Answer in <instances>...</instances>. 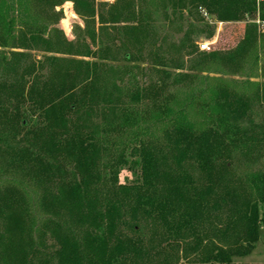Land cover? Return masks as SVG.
Segmentation results:
<instances>
[{"label": "trees", "instance_id": "obj_1", "mask_svg": "<svg viewBox=\"0 0 264 264\" xmlns=\"http://www.w3.org/2000/svg\"><path fill=\"white\" fill-rule=\"evenodd\" d=\"M104 1L0 0V264H235L264 227V171L234 167L264 159V0ZM65 3L72 43L45 36ZM203 11L244 38L200 53Z\"/></svg>", "mask_w": 264, "mask_h": 264}, {"label": "rangeland", "instance_id": "obj_2", "mask_svg": "<svg viewBox=\"0 0 264 264\" xmlns=\"http://www.w3.org/2000/svg\"><path fill=\"white\" fill-rule=\"evenodd\" d=\"M104 2H108V4H112L115 2L112 0H105ZM74 8L72 3H65L62 7H57L55 10V17H53L47 25L45 36L48 39H55L56 36L61 33L64 37V39H67L68 42H75L76 36L79 33L78 28L85 29L84 22L81 21L79 16L75 15L77 18L75 21L69 20V16H71V8ZM75 11V10H74ZM203 21L197 22L195 25L202 31L201 34H198L196 45L198 47V51L200 53L206 52V53H213V52H219V51H229L231 49H234L236 45L244 38L245 30L247 22H238L235 24H222V23H216V20L209 16V18H205L202 16ZM159 22H162V18L160 16L157 17ZM69 20L71 23H66L67 28H64L61 26V22ZM256 21V24L258 25V32L264 34V23ZM175 41H177L180 36L174 35ZM203 43H209L212 51H201L199 48V44ZM93 51H97L94 47L92 48ZM231 79H228L230 81H234L235 83H242V82H253L257 81L260 83H263L261 78H246L245 73L242 72L240 75H237L235 77H230ZM259 112V111H258ZM256 112V114L258 113ZM261 113V112H260ZM262 114V113H261ZM264 117V115L259 116L256 115V122H260L261 119ZM235 164V170L238 173V175H241L243 177L250 176L252 174H256V172H262L264 171V159L256 164V165H250L244 162L242 159H237L234 161ZM136 176L133 173V169L125 168V170L121 173L120 176V182L122 184L131 183L133 180H135ZM261 239L258 242V246L255 249V251L246 257H242L241 259H234L235 264H264V227L261 228ZM180 264H185V262H181Z\"/></svg>", "mask_w": 264, "mask_h": 264}, {"label": "built area", "instance_id": "obj_3", "mask_svg": "<svg viewBox=\"0 0 264 264\" xmlns=\"http://www.w3.org/2000/svg\"><path fill=\"white\" fill-rule=\"evenodd\" d=\"M112 1H114V0H112ZM260 1H262V0H259V2ZM202 15L205 18H209V14L207 12H205V11L202 12ZM198 46H199V48H200L201 51H207V52H211L212 51V48H211V46H210L209 43L199 44Z\"/></svg>", "mask_w": 264, "mask_h": 264}, {"label": "crops", "instance_id": "obj_4", "mask_svg": "<svg viewBox=\"0 0 264 264\" xmlns=\"http://www.w3.org/2000/svg\"><path fill=\"white\" fill-rule=\"evenodd\" d=\"M71 9H72V10H71V14H72V15L74 16V18L76 19V18H77V17H76L77 15L75 14L74 8L72 7ZM75 15H76V16H75Z\"/></svg>", "mask_w": 264, "mask_h": 264}]
</instances>
